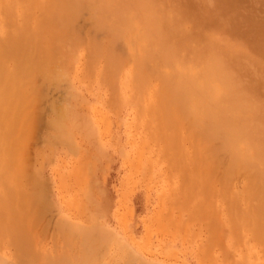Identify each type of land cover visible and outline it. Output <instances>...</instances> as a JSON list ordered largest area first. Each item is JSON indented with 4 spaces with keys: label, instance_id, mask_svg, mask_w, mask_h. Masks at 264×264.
<instances>
[{
    "label": "rangeland",
    "instance_id": "rangeland-1",
    "mask_svg": "<svg viewBox=\"0 0 264 264\" xmlns=\"http://www.w3.org/2000/svg\"><path fill=\"white\" fill-rule=\"evenodd\" d=\"M206 1L197 0L195 4L196 8L200 7L205 19H201V16L193 13L192 17L177 23L179 25L178 31L168 29L166 36L181 38L183 35L191 33L197 42L199 40L208 41L231 55L242 57L263 78L264 0H211V4H207L208 1ZM217 2L227 7L226 18L230 19L222 21L215 19L213 14H215L216 9L212 3ZM16 14L18 13L12 12L10 15L15 18L17 17ZM130 16L134 17L133 15ZM217 23L222 25L218 26ZM87 25L88 20L85 14H78L72 22L73 28L81 31V35H84L83 29ZM127 29L129 28L119 33L120 49H116L115 53L109 54L103 60L93 57L89 50H83L84 42L76 43L78 47L80 46L79 49L74 47L69 50V54L66 51L68 55L65 54L62 60L60 58L54 62L51 67V74L54 77H44L43 74H40L41 70L36 74L33 71H28L26 78L35 81L34 83L31 82L33 85L35 84V89H31L28 96L25 94L17 105L15 103L10 109L12 111L13 106H17L16 110L21 113V119L18 120L20 123L13 125V128L0 126V180L7 182L4 185L0 181L1 185L10 186V188L13 185V189H15L17 183L18 185L22 184L20 190L22 189L23 193L34 199L33 207L40 212H36L40 216L38 215L39 217L34 219L36 227L32 225L34 221L31 222L37 241L32 238L28 240L29 243L34 240L42 251H46L48 254H59L56 258L50 259L49 264H75V262L81 264L85 254L83 244L86 241L96 242L98 249L95 256L88 259L85 264H242V261L245 264H251L252 261V264L259 263V261L260 264L264 263L263 239H259L257 235H252L250 231L251 229L257 234L261 226L254 220L249 222V226L239 223L240 228L233 234V229L226 219L231 209L235 208L236 202L233 204V199L238 203L240 196H243L237 205H242L238 207L242 214H245L249 207H253V204L248 203L246 195L244 197L246 191L240 190L241 186L245 185L240 184L245 183L244 178L237 176L236 178L228 177L220 180L219 176L216 179L214 173L211 177L219 183L218 186L213 178L208 181L211 184L205 187H200L199 184L196 187L195 184L198 181L189 184L190 180L194 178L192 173L198 174L196 170V172L191 173L192 168L201 165L205 169L208 163L210 165L212 158H174V156L171 158V155L168 157L169 154H166L164 144L161 145L158 141L155 144V139L152 141L151 138L153 130L158 132L161 126H158L157 123L155 126V122L149 120L150 116L146 118L143 116L144 114L140 115L143 112H141L140 107L144 105L142 94H144L143 97H147L154 89V92L159 90L157 89L160 87L157 77L172 71L176 72L175 65L184 66L180 63L184 58L190 63L194 60L195 54L183 50V46L180 44L181 48L178 49L179 60L170 59L166 64L157 65L148 62L140 71L138 61L141 60L144 53H148L150 44L148 41H139L136 38L138 33ZM66 59H69V63ZM77 59L78 61H75ZM90 59L91 63L89 62ZM154 68L155 70H153ZM143 73L145 76H141ZM127 78L129 80L126 82L125 79L127 80ZM154 78L157 79L155 82L153 81ZM141 79L143 80L141 81ZM139 80L144 83L143 86ZM124 82L126 83L124 84ZM145 89H147L145 92L148 94L144 93ZM195 95H191L192 99L188 98L190 102L193 101L192 105L194 106L198 105L199 102V97ZM128 96H130L129 101L127 100ZM148 99L152 100V98ZM140 100L142 102H139ZM190 102L188 101L189 105H191ZM134 104H137V107L136 105L134 107ZM138 106L140 108L139 114ZM63 109L64 111L67 110L63 112ZM74 110L75 112H73ZM135 110L137 111L135 112ZM59 111L63 112L62 115L58 116L64 119L63 122L57 118L56 113ZM73 115H76L77 120L74 119ZM55 117L58 122L62 123L60 124L61 127H66V130L60 129L57 120L55 127L58 125L59 128H54L53 124L50 125L54 122L50 120ZM175 117L179 123L184 122V113ZM143 118L149 120L146 126L148 129L145 126L140 128L143 124ZM77 121H79L78 124ZM139 121L141 126L138 124ZM154 127L155 129L150 130ZM170 127L172 128L168 130ZM170 127L162 126V132L158 133H164L167 130L164 134L170 136L175 132L173 127L177 126L174 124ZM142 129L149 131V137H147V131L145 134ZM54 130L58 132L60 130V132H53ZM64 131H68V133ZM153 134L159 136L156 133ZM145 140L147 142H144ZM147 143L151 145L149 146ZM16 146L19 148L17 149ZM182 147L185 150V143L182 144ZM233 180L235 181L233 182ZM214 184L217 187L211 188V193L215 189V192L221 191L219 195L215 192L210 193V186L213 187ZM230 186L233 188L232 192L224 195L227 193L223 194V190L228 192ZM192 191L194 197L191 194ZM234 192H239V194L236 193L237 196H234ZM222 194L223 196H221ZM17 195L20 197L22 194L15 193L12 201L18 202L16 201ZM229 195L231 196L228 198ZM231 197L232 200L229 203ZM198 198L200 199L198 200ZM245 200L248 201L247 204ZM29 201L32 203L31 200ZM178 202H181L182 205H179ZM219 202H222L223 205L221 206ZM196 203H198L197 208L194 210L192 205ZM215 203L217 206H213ZM244 203L248 205L247 208H245L246 206L243 207ZM206 204L212 205V208L215 209L212 211L219 216L221 224L219 237L216 239L218 244L217 246H213L215 242L211 244L213 250L210 248V243H207L209 232L205 228L204 221L199 217L202 205ZM194 206L196 207V205ZM193 213H195L194 216ZM245 216L249 218L251 215L248 216L247 212ZM60 222L64 223L62 224L64 226L60 227ZM35 242L34 245H36ZM29 243L27 242V249L28 247L31 248L29 245L32 243ZM64 243L66 245H63ZM51 247L55 248L54 251ZM205 248L208 252L211 251L210 254H213L208 253L212 256L208 258L209 261L205 258L208 255L202 256L203 253L207 254L204 251ZM73 250L74 257L71 256ZM63 256L65 257L63 258ZM70 257L75 260L71 258L73 260L71 261ZM120 258L129 262H124ZM0 259L4 262L6 260L7 264H14L15 262H12L16 259L14 246L7 243L1 236Z\"/></svg>",
    "mask_w": 264,
    "mask_h": 264
},
{
    "label": "bare ground",
    "instance_id": "bare-ground-1",
    "mask_svg": "<svg viewBox=\"0 0 264 264\" xmlns=\"http://www.w3.org/2000/svg\"><path fill=\"white\" fill-rule=\"evenodd\" d=\"M207 1H206L207 4H211V0L210 2L209 0ZM196 2L197 0H0V12H1L0 15V126H4V128H8L9 126H11L13 128V125L15 126V124L20 123V121L18 120L21 119V113L16 110L17 106H13L12 111L10 109L12 105H14L15 103L17 105L18 101L21 100L25 96V94L28 96L31 93V89H35V84L33 85L35 81L33 82L31 81L32 79L30 80L27 79L26 73H28V71H33L36 74V72H40L41 70L40 74H43L44 77L46 78L54 77V75L51 74V67L53 66L54 62L60 58L62 60V57H64L66 51L69 54L70 49L72 50V48L78 47L76 43L84 42L85 45L84 46L82 45L83 50L87 49L89 50L90 54L93 57L97 58L98 60L100 59L103 60L109 54L115 53L116 49H120L119 33L121 31H124L126 28H129L127 30L130 31L134 30L136 33H138V37L136 38L139 41L141 40L146 42L148 41L149 42L148 44H150L149 46L150 49L147 50L148 53H144L141 60L139 59L138 61L139 62L138 67L140 71L143 70L144 66H146L148 62L157 65V64H166L167 62H169L170 59L179 60L178 49L181 48L180 47L181 44L183 46V50L195 54L194 60L188 63V60L184 58V60L180 62L184 64V66L179 67L177 65L178 66L177 67L175 65L176 72L172 71L166 75H160L159 77L156 76L159 80L158 82L160 87L157 88L159 90L154 92L155 90L154 89L153 92H151L150 94L146 93L147 89L144 90V93L148 94L147 97L152 98V100H149L147 97H143L144 94L141 93L143 95L142 98H144L143 101L144 105L140 107L142 109L141 112L143 111L142 113H140V115L144 114L143 116H145L146 118L150 116L149 120L153 123L155 122V126L157 123V125L161 126V128L162 126L164 127L166 126L169 128L171 125L173 126L174 124L175 126L178 127V128L173 127L175 128V132H173V134H171L170 136L164 134L166 133L167 130H165L164 133H158V132H162V129L160 127L159 129L161 131L157 128V130H159L158 132L153 130L155 129V127L150 129L153 130V132L151 131L152 141L153 139H155V144L157 143V141L161 145L164 144V148L167 152L166 154H169V156L167 155L168 157H170L171 155V158L173 156L174 158L175 157L176 158H182V157L212 158L210 165L208 163L205 169L204 166L201 165L192 168L191 173L193 171L194 172L198 171V174L192 173L194 178L192 176L193 179L190 180L189 184H194L192 182L198 181V183L195 184L196 187L199 185H201L200 187H205L211 184L208 183V181H210L213 178L211 177V175L212 174L214 175V173L216 179H218L217 177L219 176L220 180L222 178L225 179L228 177L236 178L237 176H241L244 178L245 183H240V184L241 185L245 184L244 185L245 187L243 186L244 187L243 188L240 185L241 186L240 190L246 191L244 197L246 195V198L248 199L249 202L245 200V203L248 202L250 205L253 204V207H249L247 210L248 216L249 214L251 216H249L248 218L247 216H245L247 213L246 211L245 214L243 213L244 214L243 215L240 212V210H238V207L242 205L240 206L237 205H239L238 204L239 201L242 200L240 198L243 197L239 195L240 198L238 203L235 199L232 200V197L231 199H229V201L232 200L233 204L235 202L237 203V204L235 203L234 206L236 209L233 207L234 209H231L229 216L225 218L228 219L227 223L230 224V227L233 229L232 231L233 234L236 232L238 228H240L239 223L242 225L249 226V222L251 220H254L256 223H258L261 226V229L259 228L257 234L255 233V231L251 230L250 228L249 229L252 232V235L253 234L257 235L259 239H263V243H264V79H263L264 77L262 78L260 73L256 71L251 66V64L249 62H246V60H244L242 57L231 55L227 53L226 50H221L220 48H218L217 46L213 45L208 41L199 40L197 42L196 41L197 39H195V37L191 33L183 35L181 38H179L178 36L176 37L175 36L169 37L168 35L166 36L168 29L172 31H178L179 25L177 23L183 22L193 13L197 14L198 16H201L200 17L201 19H205L204 16H202L200 7L198 8L195 7ZM212 4L216 9L215 14H213L215 15V19H217L218 21L230 19V18H226L227 17L226 6H223L218 2ZM12 12L14 13L17 12L18 13L16 14L17 17L12 18L10 15L12 14ZM187 13L189 14L186 17ZM78 14L79 15L85 14L88 20L87 27L83 29L84 35H81L82 32L75 30L72 26L73 19L76 18ZM130 15H133L134 17L132 18ZM217 25L220 26L222 24L219 25L217 23ZM86 45L87 47H85ZM91 59L89 61L90 63H91ZM66 60L68 61L69 59ZM66 60L64 61L67 63ZM75 61H78V59ZM178 68L180 69V71H178L179 70ZM153 70H155V68ZM143 75L145 76L144 73L141 76ZM128 80L129 78H127V80L125 79L126 82ZM142 80L143 79H141V81ZM156 80L157 79L154 78L153 81L155 82ZM126 82H124V84ZM140 84H142L143 86L144 83L140 82ZM193 94H196L199 97V102L198 101H197L198 103L196 102L198 104L196 106L192 105L193 101L190 102L189 100L191 98V95ZM127 98H128L127 100L129 101L130 96H128ZM138 100L136 101L138 102ZM188 101L191 103V105L188 104ZM139 102L142 101L140 100ZM135 105L137 107V104H134V107ZM139 106L138 109L135 108L138 110V114L140 111ZM66 110L67 109H65V111ZM137 110H135V112ZM61 111L56 113V115L59 121L62 120L63 122L64 119H62V117L60 118L58 117L62 115L61 113L65 112L64 109L63 112ZM73 112H75V110ZM68 113L70 114L71 112ZM180 113H184L183 123H179L178 119H176L175 117L176 115L178 117V114ZM56 115L54 114V116ZM75 116L73 115V117ZM55 118L50 120L51 122L53 121L54 122L53 123L50 122L51 124L50 123L49 124L50 125L53 124L54 128L57 127L59 128L58 125L62 123L58 122V119ZM146 118L143 119L147 120ZM74 119L77 120L76 117ZM56 120L59 123L58 125H56L57 127H55ZM144 120L142 121L143 124L142 127L140 128H143V126L146 127L148 125L147 122L149 123V120L145 121L146 123L144 122ZM78 122L79 121H77V124ZM73 123L71 124L73 125ZM83 124L85 123L83 122ZM138 124L139 126H141V122ZM61 126L62 125H60V127ZM51 127L53 128V126ZM63 128L64 130H66L65 129L66 127H61L60 129L63 130ZM171 128L172 127H170L168 130H170ZM146 129H148V127H146ZM146 129L144 130L142 129L143 132L145 131V134L147 131ZM55 131L56 130H54L53 132ZM64 132L68 133V131H64ZM148 132L149 131H147V137H149L150 135V134L148 135ZM153 133H156L159 136L154 135ZM56 135L58 136V134ZM154 136H156L157 140L156 138H153ZM144 142L147 141L145 140ZM183 143H185V150L182 147ZM155 146L157 147V145ZM16 148L18 149L19 147L16 146ZM7 149L9 148L7 147ZM172 165L174 166V164ZM213 179L215 181V178ZM0 181L2 182V180ZM234 181L235 180H233V182ZM1 182H0V236L3 237L7 243H10L15 248L16 259L12 263L15 262L14 264H17L20 262L21 264H46L50 259L56 258L58 253L57 254L55 253L56 255L51 253L48 254L46 253V251H42L35 242L37 240H35L36 236L34 237V232L32 229L33 227L31 226V222L34 221V224L32 223V225L36 224L34 219H37L40 216L39 214H36V212L37 213L40 212H38V210H36L33 207L34 199H31L26 193H23L22 189L20 190V187L23 186L22 184L18 185L17 183L15 189H13V185H11L12 188L11 190L10 186L9 187L2 186ZM2 183H4L5 185L7 182H2ZM218 184L219 183L217 182V186ZM215 185L216 184L212 185L213 187L210 186V193L212 192L211 188L217 187ZM231 188L229 189L228 192H226L223 189L220 190H223V194L227 193L224 195H228L229 192L233 190V188L232 189ZM202 189L204 190V188ZM205 190L207 191L206 188ZM16 191L18 192L19 195L22 194L20 195V197L17 195L18 198L16 201L18 202L12 201V199L15 196V193L17 194ZM193 191L195 192V190ZM193 191L191 193L192 196L194 194ZM215 191L216 190L214 189L213 193ZM220 192L217 191L215 193L219 195ZM239 192H234L233 195L237 196L235 194L236 193L239 194ZM242 193L244 192L242 191ZM223 194L221 196H223ZM231 195H229L228 198ZM199 199L200 198H198V200ZM29 200H31L32 203ZM180 203L178 202L179 205H182ZM229 203H231V201ZM245 203L243 207L246 206L245 208H247L248 205H245ZM197 204L198 203L192 205L194 207V210L197 208ZM194 205H196V207ZM215 205L216 203L213 204V206ZM222 205L223 204H221V206ZM201 209L202 210L200 214L198 212L199 217L204 221L205 228L209 232V237L208 239L206 238L207 243H210L211 246V244L215 242L213 246H217L218 242L216 241V239H218L219 237V232L221 228L219 216L215 214L216 212L215 213L213 212L215 209L212 208L211 204H206L204 206L202 205ZM242 212H244L243 209ZM198 214L196 213L197 216ZM194 215L195 213H193V216ZM60 224H61L60 227L64 226L62 225L64 223L60 222ZM32 238H34L35 241L34 240L33 241L35 242L36 245L33 244L34 243L33 241H32L33 243L31 242L32 244L29 243L28 240ZM27 242L31 244L29 245L31 246V248L29 247L28 249L26 248ZM51 242L53 243V241ZM260 242L262 241L260 240ZM73 244L72 246L75 245ZM63 245L66 244L64 243ZM83 245H84L85 254L82 258L81 264H85L88 261V259L95 256L98 249V244L94 241H90V242L86 241ZM52 246L55 245L52 244ZM207 248H205L204 250L207 252V254L203 253L202 254V256L204 255L203 257L207 256L208 253L209 254L211 253V251L209 252L207 251ZM210 248L212 249V246ZM54 249L52 248L53 251ZM218 251L220 250L218 249ZM66 252L67 251H65V253ZM73 254H75L74 250L71 256H73ZM210 255H208L205 258L208 259L209 257H212ZM64 257L65 256H63V258ZM71 258L72 257H70V260ZM120 259H123L124 261V258H120ZM56 261L59 260L56 259ZM128 262L129 261H127V263ZM7 263L8 262L6 260L4 262L2 259H0V264H7ZM49 263L50 261L47 264ZM76 263L77 262H75V264ZM243 263L244 262L242 261V264ZM252 263L253 261L251 262V264ZM258 264H260V261ZM262 264L264 263L262 262Z\"/></svg>",
    "mask_w": 264,
    "mask_h": 264
}]
</instances>
